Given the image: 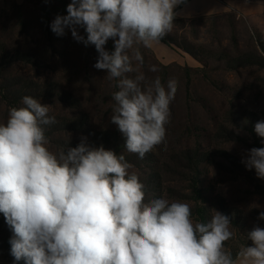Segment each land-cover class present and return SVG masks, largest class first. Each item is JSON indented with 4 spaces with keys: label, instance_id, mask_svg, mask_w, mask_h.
I'll use <instances>...</instances> for the list:
<instances>
[{
    "label": "clouds",
    "instance_id": "1",
    "mask_svg": "<svg viewBox=\"0 0 264 264\" xmlns=\"http://www.w3.org/2000/svg\"><path fill=\"white\" fill-rule=\"evenodd\" d=\"M185 0H71L67 15L50 24L57 36L93 45L94 67L116 81L110 122L124 148L143 159L166 137L170 104L178 81L149 79L141 47L150 48L174 27ZM80 29L86 33L80 34ZM114 50H106L109 40ZM150 72H158L151 65ZM134 74V75H130ZM11 107L0 123V213L13 235L10 254L24 264H264V228L247 232L251 245L233 256L230 216L214 211L193 222L188 203L145 200V184L121 154L81 137L58 152L47 145L46 126L55 124L50 105L32 96ZM234 131L238 130L233 129ZM264 138V120L254 125ZM264 179V147L246 151L241 161ZM258 219L264 220V211Z\"/></svg>",
    "mask_w": 264,
    "mask_h": 264
},
{
    "label": "rangeland",
    "instance_id": "2",
    "mask_svg": "<svg viewBox=\"0 0 264 264\" xmlns=\"http://www.w3.org/2000/svg\"><path fill=\"white\" fill-rule=\"evenodd\" d=\"M70 2L0 0V61L6 56L0 62V123L12 107L2 87L28 86L26 94L50 105L49 114L56 117L55 124L46 126L47 147L53 152L76 147L81 137L92 143L89 130L122 136L110 122L116 81L94 67L95 47L75 41L67 29L57 36L50 28L56 15H67ZM176 12L184 22H174L167 35L196 57L158 41L141 47L144 65L139 71L149 79L159 76L165 86L175 78L178 90L164 141L143 159L128 152L135 155L130 171L145 184L146 201L163 197L188 203L192 210L203 206L208 221L214 211L223 213L221 205L239 216L238 227L232 222L233 238L225 242L234 254L249 242L248 231L256 225L264 228V220L258 219L264 211V179L241 162L256 147L249 131L252 121L264 120V67L238 60L247 54L264 57V0H189ZM106 50H114L111 39ZM151 65L159 71L150 72ZM9 92L13 95L15 89ZM80 119H87L88 127L70 129ZM259 139L264 146V138ZM187 157L199 163L190 164ZM195 177L204 198L198 202ZM0 264L24 261L15 262L0 245Z\"/></svg>",
    "mask_w": 264,
    "mask_h": 264
},
{
    "label": "trees",
    "instance_id": "3",
    "mask_svg": "<svg viewBox=\"0 0 264 264\" xmlns=\"http://www.w3.org/2000/svg\"><path fill=\"white\" fill-rule=\"evenodd\" d=\"M189 0H185V3L181 4L180 7L184 6L186 3H188ZM174 22H180L183 23L184 21L182 19H177L175 18ZM160 43H162L165 46L171 47V46H176V47H181L184 51L188 52L190 55H192L194 58L196 57L195 54L191 51H189L188 49L182 47L181 45H179L178 41L175 40L174 38H172L170 35H166L163 39H161L160 41H158ZM260 48L261 51L264 53V41L260 40ZM8 56V54H7ZM6 56H4L1 59V64L2 61L4 60ZM238 60H240L241 65H259L261 67H264V57L263 56H259V57H255L252 54H247L245 56L240 57ZM0 70H1V65H0ZM15 89L14 94H10L9 91ZM27 89H29L28 86L23 85L22 83L19 84H13L12 87L9 86H5L2 87V90L4 92V100L12 107H19L22 98L27 95L26 91ZM88 121L87 119H80L77 121H72V123H70V129L74 130V129H84L85 127H88ZM256 122L252 121L251 123V127L249 128V131L251 132V134L253 135L254 139H255V146L260 148V147H264L263 144L261 143L259 137L257 136V134L254 131V125ZM89 130V128H88ZM87 130V131H88ZM89 133L92 134L91 139H92V144L96 145V146H100L103 145L105 149H110L115 151L117 154H123L126 158V160L129 163H133L134 160V156L135 155H130L128 154V152L126 151V149L124 148V144H125V140L123 136H120L117 133H109V132H94L89 130ZM189 163H193L195 162V165H197L199 163L198 160H196L195 158L192 157H187ZM189 164V165H190ZM193 167V166H191ZM195 169V168H194ZM196 174H199L196 170ZM194 182H195V187L198 190V197L196 198V201L198 202V200H204L203 196H202V192L200 191V189L198 188L199 186V179L198 181L196 180V177L194 178ZM221 210L223 212V214H226L228 216H230L231 218V222L236 223V226L238 227L239 224L236 222V219H239V216L235 215L232 216V214L229 213V211L227 210V208H225L223 205H221ZM192 217H195L197 219L198 222H207L208 221V215H207V209L203 206H197L196 208H194L192 210ZM13 233L10 230L9 226L7 225V223L5 222L4 216L0 215V245L3 247V249H5L6 251H8L10 253V236H12ZM246 246L251 245V241H249L248 243L245 244ZM237 253V252H236ZM236 253L233 254V256L235 257ZM11 255V254H10Z\"/></svg>",
    "mask_w": 264,
    "mask_h": 264
}]
</instances>
